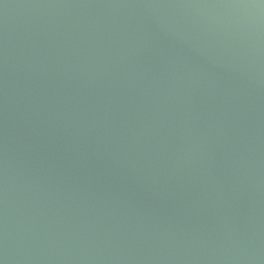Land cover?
<instances>
[{
	"label": "water",
	"instance_id": "95a60500",
	"mask_svg": "<svg viewBox=\"0 0 264 264\" xmlns=\"http://www.w3.org/2000/svg\"><path fill=\"white\" fill-rule=\"evenodd\" d=\"M0 264H264V0H0Z\"/></svg>",
	"mask_w": 264,
	"mask_h": 264
}]
</instances>
